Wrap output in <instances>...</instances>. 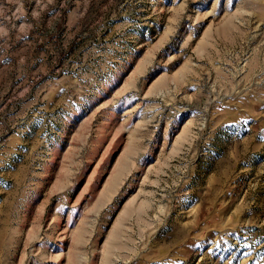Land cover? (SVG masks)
<instances>
[{"label":"rangeland","instance_id":"obj_1","mask_svg":"<svg viewBox=\"0 0 264 264\" xmlns=\"http://www.w3.org/2000/svg\"><path fill=\"white\" fill-rule=\"evenodd\" d=\"M0 264H264V0H0Z\"/></svg>","mask_w":264,"mask_h":264}]
</instances>
